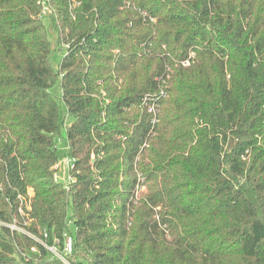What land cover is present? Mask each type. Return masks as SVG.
<instances>
[{
	"label": "trees",
	"instance_id": "obj_1",
	"mask_svg": "<svg viewBox=\"0 0 264 264\" xmlns=\"http://www.w3.org/2000/svg\"><path fill=\"white\" fill-rule=\"evenodd\" d=\"M48 1L0 0V264H264V0Z\"/></svg>",
	"mask_w": 264,
	"mask_h": 264
},
{
	"label": "rangeland",
	"instance_id": "obj_2",
	"mask_svg": "<svg viewBox=\"0 0 264 264\" xmlns=\"http://www.w3.org/2000/svg\"><path fill=\"white\" fill-rule=\"evenodd\" d=\"M43 12L44 15L47 16L48 14H50L52 12L51 7H50V2L48 1L47 4L45 6H43ZM48 37L50 39V41L53 44V51H52V57H51V61L52 64L55 68H58L61 59H62V52H59L55 49V41H56V35L55 33H53V31L51 29H48ZM52 94L54 95V97H56L57 99H60L62 96V92H61V86L60 83H56V85L52 88ZM168 97V96H167ZM73 121V119H69L67 121V125L71 124ZM57 151H58V155L60 157L59 160V164H60V169H59V175L61 177L65 176L66 177V162L67 160L70 159V157L67 154V145H66V128H63L61 130L60 135L58 136V141H57ZM65 173V174H64ZM146 192V189L144 188L142 193L144 194ZM68 235H72V236H76V226L73 222L70 223L68 230H67ZM76 259V258H75ZM78 260V259H77ZM68 264H70V262H68Z\"/></svg>",
	"mask_w": 264,
	"mask_h": 264
},
{
	"label": "built area",
	"instance_id": "obj_3",
	"mask_svg": "<svg viewBox=\"0 0 264 264\" xmlns=\"http://www.w3.org/2000/svg\"><path fill=\"white\" fill-rule=\"evenodd\" d=\"M48 0H44V6L46 5L45 2H47ZM144 15L146 13H143ZM186 65H188V63H186ZM162 97H166V92L164 90H161L160 92V97H152V96H147L144 98V101H146V108H148V112L150 114L153 115L154 119H153V123L156 122L157 119V115L159 112V104L157 103L158 99L162 98ZM73 163L74 160L73 159H69L66 162V177L63 176L61 177L58 173L59 169H60V164L57 167V172L54 175V178L56 181H60L63 182L66 186V188H69V184L72 183V177L70 175V171L73 169ZM65 174V173H64ZM11 229H17L16 226H11ZM47 237V235H46ZM65 238V244H64V254L65 255H71L73 253V238L68 235L67 233L64 235ZM58 242L56 243V245L53 246H48L46 245V248L56 257H58L59 259H61L65 264H68V261L64 258V256H62V254L60 253L58 247H57Z\"/></svg>",
	"mask_w": 264,
	"mask_h": 264
}]
</instances>
